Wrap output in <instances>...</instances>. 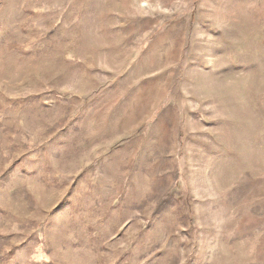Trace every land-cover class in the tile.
Segmentation results:
<instances>
[{"label": "rangeland", "instance_id": "obj_1", "mask_svg": "<svg viewBox=\"0 0 264 264\" xmlns=\"http://www.w3.org/2000/svg\"><path fill=\"white\" fill-rule=\"evenodd\" d=\"M0 264H264V0H0Z\"/></svg>", "mask_w": 264, "mask_h": 264}]
</instances>
